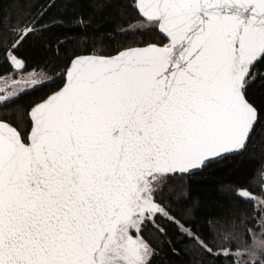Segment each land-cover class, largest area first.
<instances>
[{"label": "snow or ice", "instance_id": "1", "mask_svg": "<svg viewBox=\"0 0 264 264\" xmlns=\"http://www.w3.org/2000/svg\"><path fill=\"white\" fill-rule=\"evenodd\" d=\"M144 46L76 55L63 86L0 118V264H151L144 228L158 216L209 255L156 197L173 178L246 150L259 121L249 89L264 65V0H137ZM42 15V14H41ZM10 29L0 108L46 86L21 73ZM264 169L256 181L264 184ZM240 196V193H235ZM242 198L251 200L244 191ZM253 227L213 225L233 264H264V201ZM239 253V255H236Z\"/></svg>", "mask_w": 264, "mask_h": 264}, {"label": "trees", "instance_id": "2", "mask_svg": "<svg viewBox=\"0 0 264 264\" xmlns=\"http://www.w3.org/2000/svg\"><path fill=\"white\" fill-rule=\"evenodd\" d=\"M134 5L135 0H0V45L6 48L12 43L10 29L27 31L34 25L36 32L23 40L19 56L26 63L24 71H42L50 81L0 108V118L13 119V109L27 108L59 88L64 69L76 55L114 54L118 46L157 42V31L133 28L138 23ZM2 52L0 48V77L13 71L3 61ZM257 70L264 74V65H257ZM248 95L259 121L247 149L191 175H178L156 197L176 221L213 247V254L203 251L177 224L158 216L155 223L165 232H158L152 223L143 232L155 252L151 264H233L232 258L215 250L233 249L235 243L218 239L213 225H222L227 219L237 225V232H243L253 227L257 207L252 197L264 200V184L256 181L257 173L264 169V75L257 76ZM242 191H247L251 200L242 198Z\"/></svg>", "mask_w": 264, "mask_h": 264}, {"label": "rangeland", "instance_id": "3", "mask_svg": "<svg viewBox=\"0 0 264 264\" xmlns=\"http://www.w3.org/2000/svg\"><path fill=\"white\" fill-rule=\"evenodd\" d=\"M135 27H138V23H136L135 24V26L133 27V28H135ZM23 30H26L25 28H22ZM32 71H24L23 70V72L21 73V76H26L28 73H31ZM12 73H13V71L12 72H10L9 74H7L6 76H11L12 75ZM5 87V85H4V83H3V78H1L0 79V89H2V88H4ZM252 199H253V201L255 202V204H256V207H259L260 205H261V202L262 201H264L260 196L258 197V196H256V197H252ZM179 224L180 225H182L180 222H179ZM184 228H187V227H185L184 225H182ZM188 229V228H187ZM230 249H228V248H219V249H217V250H215V252H217V253H227L228 251H229ZM236 255H239V253H236Z\"/></svg>", "mask_w": 264, "mask_h": 264}, {"label": "water", "instance_id": "4", "mask_svg": "<svg viewBox=\"0 0 264 264\" xmlns=\"http://www.w3.org/2000/svg\"><path fill=\"white\" fill-rule=\"evenodd\" d=\"M136 2H137V0H135V3H136ZM142 46H144V45H142ZM133 47H136V46H133ZM81 55H89V54H81ZM68 65H69V64H68ZM62 86H63V84H62L60 87H62ZM60 87H59V88H60ZM57 89H58V88H57ZM57 89H56V90H57ZM54 91H55V90H54ZM52 92H53V91H52ZM52 92H50L49 94H51ZM49 94H48V95H49ZM44 98H46V96H45ZM44 98H43V99H44ZM41 100H42V99H41ZM41 100H40V101H41ZM40 101H38V102H40ZM38 102H36V103H38ZM241 152H242V151H241ZM241 152L225 154L224 157L229 156V155H236V154H239V153H241ZM221 159H222V158H221ZM219 160H220V159H219ZM217 161H218V160H217ZM200 170H201V169H200ZM200 170H195L193 173L198 172V171H200ZM243 192H244V191H242V193H243Z\"/></svg>", "mask_w": 264, "mask_h": 264}, {"label": "flooded vegetation", "instance_id": "5", "mask_svg": "<svg viewBox=\"0 0 264 264\" xmlns=\"http://www.w3.org/2000/svg\"><path fill=\"white\" fill-rule=\"evenodd\" d=\"M3 77H6V76H2V77H0V79L3 78Z\"/></svg>", "mask_w": 264, "mask_h": 264}]
</instances>
